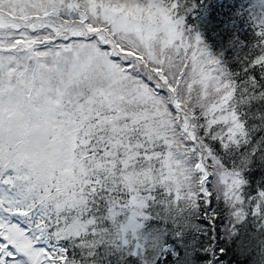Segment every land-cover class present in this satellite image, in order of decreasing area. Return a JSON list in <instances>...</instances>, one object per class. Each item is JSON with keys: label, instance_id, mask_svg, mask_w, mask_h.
I'll return each instance as SVG.
<instances>
[{"label": "snow or ice", "instance_id": "obj_1", "mask_svg": "<svg viewBox=\"0 0 264 264\" xmlns=\"http://www.w3.org/2000/svg\"><path fill=\"white\" fill-rule=\"evenodd\" d=\"M0 264H264V0H0Z\"/></svg>", "mask_w": 264, "mask_h": 264}]
</instances>
